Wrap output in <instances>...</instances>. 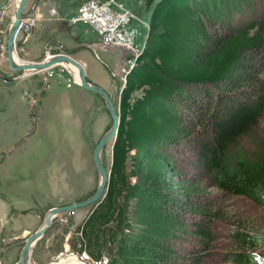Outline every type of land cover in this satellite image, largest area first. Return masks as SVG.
Returning a JSON list of instances; mask_svg holds the SVG:
<instances>
[{"label": "trees", "instance_id": "1", "mask_svg": "<svg viewBox=\"0 0 264 264\" xmlns=\"http://www.w3.org/2000/svg\"><path fill=\"white\" fill-rule=\"evenodd\" d=\"M202 4L159 0L150 11L144 46L118 96V126L103 196L74 230L93 260L107 245L113 252L106 264H165L168 259L170 247L161 239L172 223L165 208L188 206L197 191L171 154L153 145L180 130L167 109L177 101L200 118L192 164L215 188L264 208V144L256 154L242 149L244 139L264 122V74L259 77L252 69L264 68V16L222 29L204 14ZM136 91L140 95L131 97ZM189 211L197 215L192 233L200 240L192 247L204 255L214 239L210 224L216 213L203 205ZM236 227L226 228L230 245L221 259L228 264H264L232 250V244L250 249L259 241Z\"/></svg>", "mask_w": 264, "mask_h": 264}, {"label": "rangeland", "instance_id": "2", "mask_svg": "<svg viewBox=\"0 0 264 264\" xmlns=\"http://www.w3.org/2000/svg\"><path fill=\"white\" fill-rule=\"evenodd\" d=\"M31 1L33 0H26L22 14L30 7ZM116 1L131 15L127 30L133 33L130 48L135 51L133 53L120 47L125 49V53L119 57L117 70L109 65L106 67L109 81L106 92L117 112L118 96L124 84L126 70L130 68L127 67L126 61L129 60L132 67L135 66V58L144 46L150 11L159 0ZM7 2L8 0H0V13ZM75 4L78 7L80 1L71 0L70 9ZM202 10L207 17L217 23V28L218 26L222 29L234 28L243 25L251 18L263 17L264 0H203ZM74 12H70V15ZM9 21L10 19L6 15L0 23L1 30H4V41ZM85 26L89 28V26ZM20 37L21 32H18L15 37V51L18 58L22 57L18 51L19 46L22 45ZM52 40L47 42L51 49L50 55L59 53V50L53 49L58 44L66 48L65 44L56 41L59 40L58 38ZM70 48H73L71 52L74 53L81 47H77V44L70 39ZM43 52L44 48H42V57L33 59V61L42 59L45 56ZM4 57H0V69L2 70L0 71V164L8 156L10 164L8 165L9 177L0 175V202L4 206L0 210V264H11L18 257L24 238L39 225L48 208L81 200L93 192L98 176L90 159L92 146L109 127L110 118L102 99L96 94H91L93 100L88 101L89 109H86L85 116L81 121L85 128L79 132V137L75 140L70 138L68 141L62 133L59 135L56 133L53 134L54 137L56 136L55 144H52L50 139L52 134L49 135L45 131V125L49 123L48 119L50 116L53 117L52 113L54 112H51V105L42 104L45 100L43 98L51 97L52 88H56L53 95L55 94L54 97L58 99L66 96L70 85L75 87V80L71 77L70 70L60 64L52 66L51 70L42 72L24 74L12 71L9 73L4 68L6 56L4 55ZM19 60L21 59L19 58ZM97 60L105 66L100 57ZM120 62H122L121 65ZM122 65L121 69H126L124 73L120 69ZM252 69H254V74L263 77L264 68L261 69L258 65L257 68ZM208 90L211 92L213 88L209 87ZM139 95L140 92L136 91L132 93L131 97L135 98ZM47 103L52 104L53 100H48ZM55 103L58 102L53 104ZM179 103L180 101H177L176 105L170 104L167 109H171V114L175 117L173 123L180 130H173L166 139H159L153 145L159 147L162 153L171 154L174 163L180 166V170L185 174L186 182L197 188V191L193 197L189 198L188 206L186 204L181 205L178 209H172V205L168 204L165 208L168 221L172 223V225L166 226L165 235L161 239L170 247V254H168L165 264H193V261L201 257L205 259H200L199 264H228L221 259V252L226 251L230 245V242L227 244L226 234V228L229 225L232 228L240 225L236 228L246 230L248 234L253 233L259 237L258 244L254 248L247 249L243 245L233 246L232 244V250L253 258L258 257L264 263V208L243 196L230 195L215 188L201 174L197 164H192L191 161L195 158L192 155L195 153V141L200 137L195 134L201 127L200 118L199 114L196 116L193 110H187ZM209 104L211 106L212 101ZM44 112L47 116H42L38 122L39 131L41 130L42 133L36 137L35 134L31 135L25 141L26 144L17 145L16 150L13 149L8 155L15 140L21 139L28 132H33L34 121L32 120L46 115ZM203 130H205V126ZM203 134L206 135L207 132L205 131ZM69 143L72 145L71 147L75 145L74 156ZM263 144L264 122L255 133L244 139L242 149L247 150L248 154H256L258 148ZM109 146L110 144L101 150L102 158L100 159L106 170L110 164L111 150L108 149ZM18 152L22 154H18ZM31 159H35L36 162L32 163ZM53 166L54 168L51 169ZM56 166H58L60 174L64 176L61 183L56 180L58 175ZM0 168L3 169L2 166ZM172 179L176 178L172 176ZM134 180V177L130 178L131 182ZM199 205L210 208L216 213V219L210 224L214 239L211 240L210 248L204 255H198L192 247V245H200L199 238L192 233L193 221L197 215L188 214L189 209ZM90 208L91 206H86L53 218L42 237L32 248L30 254L32 264H60L77 258L75 244L78 242L79 236L74 230ZM80 212L82 216L79 217ZM223 219L232 223L227 224ZM112 252L113 247L107 245L102 253V259L107 262ZM143 253L145 252L143 251ZM157 262L162 264L159 263V260ZM85 263L94 264L90 261Z\"/></svg>", "mask_w": 264, "mask_h": 264}, {"label": "crops", "instance_id": "3", "mask_svg": "<svg viewBox=\"0 0 264 264\" xmlns=\"http://www.w3.org/2000/svg\"><path fill=\"white\" fill-rule=\"evenodd\" d=\"M34 1L35 0L31 1L30 7H28L25 12L34 17L35 22L29 36L26 38V41H23L24 39L22 36L20 37V39L22 40V45L20 44L21 46H19L18 51L23 57L22 58L19 56L21 61H33V59L42 57L41 53L42 48H45L44 45L48 41H53V38H58L59 40L56 41L65 44L67 54L75 58L81 63V65H83L86 80L89 83L98 85L105 91H107L106 89L109 81L107 79L108 75L106 67H108L107 65H109L113 69L116 68L119 57L123 54V50L120 47L114 46H110L109 48L105 49H100L98 47L93 48V52L96 55H98L99 52V57L105 65L103 66L102 63L93 56V52L90 49V47L92 48V46L95 45L94 42L96 38H98L96 37L97 34L93 30L87 28L85 24L82 25V23L80 22L70 23L67 20L70 16V12H74L76 10V4L73 5L70 9L71 0ZM9 2H11V0H8L7 4L2 7L3 10L1 11L2 18L7 15V17H9L10 19L8 25L6 26L7 30L13 19V15L9 13ZM50 9L52 10L51 13L49 12ZM70 39L73 40L75 44H77V47H81L80 50H78L77 52L75 51L74 53L71 52L73 48H70ZM87 47L88 49L85 50V48ZM4 68L7 71L10 70L7 62L4 64ZM10 72H12V70H10L9 73ZM72 86L73 85L69 86V90L67 91L66 96L56 99L54 97L55 94L53 95V92H56V88H52V91L50 92L51 97L43 98L45 100L42 104L51 105V112H54L52 113L53 117L50 116V118L48 119L49 123H46L45 125V131L49 135L52 134V136H50L52 144H55L54 138L56 137H54L53 134L57 133L59 135L60 133H62L63 137L70 141V138L75 140L77 137H79V132L85 128L84 125H82L81 121L85 116L84 113L86 112V109H89L88 106L90 105V103H88V101L90 102V100H93L91 94L95 95V93L85 90L78 85H75V87ZM48 100H53V103H58L48 104ZM43 111H41L42 114ZM44 114L46 113L44 112ZM42 116H47V114L41 115L37 119L32 120L34 121L32 130L33 132H28L21 139L19 138L18 140H15L12 146V150L8 151V155L13 151V149H15L17 145H20L21 143L26 144L25 141L31 135L35 134L36 137L37 135H40L42 133L41 130L39 131L38 123L40 121L39 119H41ZM18 154L22 153L18 152ZM30 161L32 163L36 162L35 159H31ZM9 162L10 158L8 156L3 160L2 164H0V166L3 167V169L0 168L1 176L9 177ZM57 167L58 166H56V168ZM53 168L54 166L51 167V169ZM23 181L22 183H24Z\"/></svg>", "mask_w": 264, "mask_h": 264}, {"label": "water", "instance_id": "4", "mask_svg": "<svg viewBox=\"0 0 264 264\" xmlns=\"http://www.w3.org/2000/svg\"><path fill=\"white\" fill-rule=\"evenodd\" d=\"M36 1L37 0H35L34 2ZM25 4H26V0L18 1V4L14 11L13 19L9 25L4 41L6 62L9 69L20 73L26 69H34L35 71L42 72V70H46L47 68L61 62L70 63L72 66H74L77 69L78 72V79H77V83L75 84L85 90L95 93L102 99L107 114L110 118V125L99 136V138L97 139V141L93 146L91 153V162L98 176L94 191L90 195H88L87 197L81 200L65 203L62 205L52 206L48 208L45 214L43 215L39 225L24 238L23 244L18 252V257L11 264H32L33 261L30 255L32 248L34 247L36 242L42 237L44 231L49 226L53 218L58 217L68 211H72L76 208L92 206L102 198L105 185L108 180L109 169L106 170L104 165L102 164L100 159V152L102 148H104L109 142L111 148L118 126V115L107 92L100 86L89 83L86 80L83 65H81L77 60L73 59L69 55L64 53H55L52 54L55 57H52V59H49L47 61H45V57H44L41 60L33 61L30 64L24 63L22 65H13L11 55H12V51H15V37L17 36L21 19L29 15V13L22 14ZM72 260L73 261L70 263H61V264H87L77 258H73Z\"/></svg>", "mask_w": 264, "mask_h": 264}, {"label": "built area", "instance_id": "5", "mask_svg": "<svg viewBox=\"0 0 264 264\" xmlns=\"http://www.w3.org/2000/svg\"><path fill=\"white\" fill-rule=\"evenodd\" d=\"M51 13L52 10L50 9ZM131 15L126 11L122 5L116 0H82L79 6L76 8V11L68 17V22L70 23H84L89 26V29L93 30L97 34V41L95 45L90 47L93 52V48L105 49L110 46L114 47H123L125 49L130 50V52L135 53L130 48L131 39H132V31H128V21ZM2 22V14L0 13V23ZM35 22V18L28 15L21 19L18 32H21V36L23 37V41H26V38L29 36L31 29L33 28ZM17 32V33H18ZM6 34V33H5ZM6 37V35H5ZM44 48V55L50 53L48 44L46 43ZM89 47V46H88ZM87 47V48H88ZM122 48V49H123ZM54 49H57L59 53L67 54V49L61 45L54 46ZM125 49H123L122 53H125ZM129 52V51H128ZM5 55V44H4V30L0 28V57ZM52 55V54H51ZM68 55V54H67ZM93 56L98 59V55L93 52ZM122 56V55H121ZM127 67H132L131 62L129 60L126 61ZM122 62H120V65ZM130 64V66H129ZM123 65L120 67V69ZM130 68L121 69V72L126 73L130 70ZM52 66L47 68V70H51ZM117 70V67H116ZM0 71H2L0 69ZM10 71V70H9ZM116 75V73H115ZM126 75V74H125ZM125 80V78H124ZM78 234V233H77ZM78 242L75 244V254L77 258L83 262L90 261L91 263L97 264L102 263L106 264V261L102 259V256L97 259H91L84 249L80 247L79 237Z\"/></svg>", "mask_w": 264, "mask_h": 264}, {"label": "bare ground", "instance_id": "6", "mask_svg": "<svg viewBox=\"0 0 264 264\" xmlns=\"http://www.w3.org/2000/svg\"><path fill=\"white\" fill-rule=\"evenodd\" d=\"M18 1L19 0H11V2H9V13L10 14H12V15H14V11H15V8H16V6H17V4H18ZM12 18H13V16H12ZM46 56V57H45ZM44 57H45V61H47V60H49V59H52V57H55L54 55H50L49 53L48 54H46ZM11 57H12V62H13V65H22V64H24V63H27V64H30L31 62H33V61H21V60H19V58H18V55H17V52L16 51H12V55H11ZM70 57H72V56H70ZM3 58H5V57H3ZM73 58V57H72ZM73 59H75V58H73ZM76 60V59H75ZM79 62V61H78ZM80 63V62H79ZM60 64H62V65H65V67H67L68 68V70H70V75H72L71 77H73L74 78V80L76 81V83H77V79H78V72H77V69L74 67V66H72L70 63H68V62H61V63H58V64H55V65H60ZM81 64V63H80ZM42 71H44V70H42ZM31 72H41V71H35L34 69H26V70H23L22 71V73H24V74H26V73H31ZM5 73V72H4ZM110 144V142L107 144V145H109ZM106 145V146H107ZM105 146V147H106ZM104 147V148H105ZM108 149H110V146L108 147ZM101 153L102 152H100V158H102L101 157ZM3 205V204H2ZM82 208H84V207H82ZM76 209H79V208H76ZM76 209H74V210H76ZM81 213V212H80ZM80 216H82V213L79 215V217ZM0 222H1V220H0ZM73 261V260H72ZM72 261H68V262H63V263H70V262H72ZM61 264V263H60Z\"/></svg>", "mask_w": 264, "mask_h": 264}, {"label": "flooded vegetation", "instance_id": "7", "mask_svg": "<svg viewBox=\"0 0 264 264\" xmlns=\"http://www.w3.org/2000/svg\"><path fill=\"white\" fill-rule=\"evenodd\" d=\"M6 35V34H5ZM95 144V143H94ZM94 144H93V146H94ZM72 145L70 144V147H71ZM93 146H92V149H93ZM74 148H75V145H73V147H71V151H72V153H73V156L75 155V153H76V151H74ZM79 148V147H78ZM76 149V148H75ZM7 152V151H6ZM91 153H92V151H91ZM90 159H91V156H90ZM72 162H73V158H72ZM74 163V162H73ZM74 167V166H73ZM58 170L56 171V173L58 174H56L57 175V178H56V180L57 181H59L60 183L62 182V180L64 179V176L63 175H61L60 174V171H59V168H57ZM94 191V190H93ZM3 203L2 202H0V210H1V208L3 209L4 208V206L2 205Z\"/></svg>", "mask_w": 264, "mask_h": 264}]
</instances>
